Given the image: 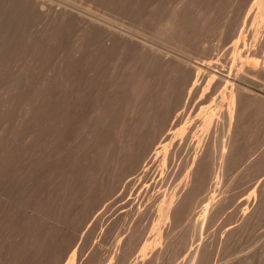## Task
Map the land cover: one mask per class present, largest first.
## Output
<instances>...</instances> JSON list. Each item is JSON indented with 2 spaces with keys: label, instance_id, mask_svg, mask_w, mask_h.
Returning <instances> with one entry per match:
<instances>
[{
  "label": "rangeland",
  "instance_id": "1",
  "mask_svg": "<svg viewBox=\"0 0 264 264\" xmlns=\"http://www.w3.org/2000/svg\"><path fill=\"white\" fill-rule=\"evenodd\" d=\"M261 66L264 0H0V264H264Z\"/></svg>",
  "mask_w": 264,
  "mask_h": 264
},
{
  "label": "bare ground",
  "instance_id": "2",
  "mask_svg": "<svg viewBox=\"0 0 264 264\" xmlns=\"http://www.w3.org/2000/svg\"><path fill=\"white\" fill-rule=\"evenodd\" d=\"M107 28V27H106ZM111 29V28H110ZM112 30V29H111ZM263 31V30H262ZM119 33V32H118ZM121 33V32H120ZM109 34H111L110 33V31H109ZM123 35V34H122ZM117 36V35H116ZM118 36H120V35H118ZM142 43V42H141ZM141 45H143V43L141 44ZM145 46V45H144ZM150 46H148V48H149ZM149 49H151V48H149ZM152 51V50H151ZM155 52V51H154ZM153 51H152V53H154ZM159 52V51H158ZM160 55V54H159ZM153 56V55H152ZM172 57V56H171ZM170 58V57H169ZM176 58V57H175ZM170 59H172V58H170ZM177 59V58H176ZM175 59V60H176ZM179 59V58H178ZM172 60H174V58L172 59ZM174 60V61H175ZM148 61V60H147ZM257 61V60H256ZM176 62H178V61H176ZM179 62H180V60H179ZM178 62V63H179ZM183 63V62H182ZM186 63V62H185ZM257 64H255V65H261L260 63H258V61L256 62ZM177 65V64H176ZM179 65V64H178ZM183 65H184V63H183ZM176 67V66H175ZM180 67V66H179ZM252 67V66H251ZM184 69V72H186V71H188V72H190V74L191 75H193V78H196L197 80H199V81H202V80H208V79H216V80H218V77H217V74L214 72V71H210V70H207V69H205V68H202V67H200V66H193V67H189V66H187L186 64H185V66H182L181 65V68L180 69ZM259 70H263L264 71V68H263V66H261V68H258ZM250 72V71H249ZM256 72V71H255ZM181 73H183V72H181ZM260 73V72H259ZM251 74V73H250ZM184 75H186L185 73H184ZM187 76V75H186ZM188 77V76H187ZM189 77H190V75H189ZM190 78H192V77H190ZM196 80V81H197ZM216 80H215V82H216ZM195 82V81H194ZM204 82V81H203ZM206 82V81H205ZM210 82H211V80H210ZM218 82H219V80H218ZM197 83V82H196ZM199 83V82H198ZM201 83V82H200ZM199 83V85L198 86H200L201 84ZM207 83H208V81H207ZM241 83V82H240ZM203 84V83H202ZM205 84V83H204ZM235 85H237V84H235ZM242 85V84H241ZM247 88V87H246ZM245 88V89H246ZM241 90L242 91H244V88H237L236 89V91L234 92V93H232L234 96H235V101L237 102L238 101V95H239V92H240V94H241ZM251 90V89H250ZM252 91V90H251ZM246 92V91H245ZM244 93V92H243ZM264 93V92H263ZM228 94V93H227ZM232 94H230V95H232ZM252 94V93H251ZM225 96V95H224ZM234 96H233V98H234ZM230 97V96H229ZM263 97V96H262ZM225 98V97H224ZM227 98V97H226ZM230 98H232V97H230ZM228 100V99H227ZM234 100V99H233ZM243 101V100H242ZM227 103H228V101H227ZM238 103V102H237ZM231 106H232V104H230ZM230 106V107H231ZM234 107H236L235 106V104H234V106H233V109H234ZM232 108H231V110H233ZM230 109H229V112L231 111ZM233 113V112H232ZM234 115V114H233ZM239 116V115H238ZM231 117V116H230ZM236 117V116H235ZM226 121V120H225ZM208 122H210V120L208 121ZM241 123V122H240ZM209 124V123H208ZM237 129V128H236ZM128 150V149H127ZM233 150V149H232ZM195 162V161H194ZM187 186V185H186ZM183 192V191H182ZM172 200V199H171ZM170 200V201H171ZM172 202H174V201H172ZM169 203V202H168ZM170 204V203H169ZM173 205V204H172ZM170 206V205H169ZM168 207V206H167ZM173 207H174V205H173ZM171 209H173V208H171ZM171 209H169L168 211L170 212L171 211ZM167 210V209H166ZM165 210V211H166ZM168 211L166 212V213H168ZM166 220V219H165ZM164 221V220H163ZM206 253V252H205ZM241 258V257H240ZM235 260V259H234Z\"/></svg>",
  "mask_w": 264,
  "mask_h": 264
}]
</instances>
